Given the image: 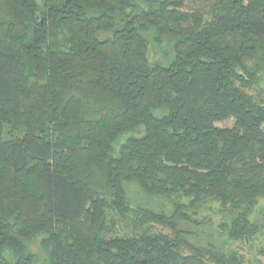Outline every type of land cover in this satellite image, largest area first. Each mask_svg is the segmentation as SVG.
<instances>
[{
	"label": "trees",
	"instance_id": "16d2710c",
	"mask_svg": "<svg viewBox=\"0 0 264 264\" xmlns=\"http://www.w3.org/2000/svg\"><path fill=\"white\" fill-rule=\"evenodd\" d=\"M260 200L264 0H0V264H244Z\"/></svg>",
	"mask_w": 264,
	"mask_h": 264
},
{
	"label": "rangeland",
	"instance_id": "374dc122",
	"mask_svg": "<svg viewBox=\"0 0 264 264\" xmlns=\"http://www.w3.org/2000/svg\"><path fill=\"white\" fill-rule=\"evenodd\" d=\"M233 123L232 119L227 121L217 123V127H231ZM73 135H70L69 141L73 144ZM75 145V144H74ZM219 217H215L214 224L217 223ZM250 220L258 225L260 234L255 235L254 239L250 240V243H243V239L239 241H234L229 243L228 246L231 250L236 251L239 256L243 257L244 264H264V200H260L258 205L255 207L253 214L250 217ZM216 227V225H215ZM214 226L210 230H204L200 233L199 239L197 242L204 243L208 239L212 238L213 229H216ZM199 229V228H198Z\"/></svg>",
	"mask_w": 264,
	"mask_h": 264
}]
</instances>
